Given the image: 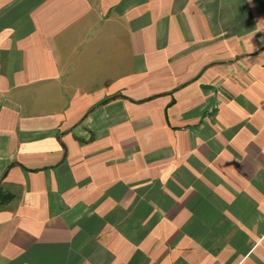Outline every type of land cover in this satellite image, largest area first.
Returning a JSON list of instances; mask_svg holds the SVG:
<instances>
[{"label":"crops","instance_id":"0c3cea01","mask_svg":"<svg viewBox=\"0 0 264 264\" xmlns=\"http://www.w3.org/2000/svg\"><path fill=\"white\" fill-rule=\"evenodd\" d=\"M0 264H264V0H0Z\"/></svg>","mask_w":264,"mask_h":264},{"label":"trees","instance_id":"16d2710c","mask_svg":"<svg viewBox=\"0 0 264 264\" xmlns=\"http://www.w3.org/2000/svg\"><path fill=\"white\" fill-rule=\"evenodd\" d=\"M11 198V195L9 193H5L2 190H0V203H5Z\"/></svg>","mask_w":264,"mask_h":264}]
</instances>
